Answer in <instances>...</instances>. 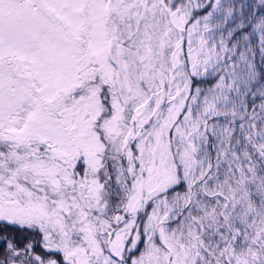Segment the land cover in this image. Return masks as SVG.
<instances>
[{
    "label": "snow or ice",
    "instance_id": "snow-or-ice-1",
    "mask_svg": "<svg viewBox=\"0 0 264 264\" xmlns=\"http://www.w3.org/2000/svg\"><path fill=\"white\" fill-rule=\"evenodd\" d=\"M0 264H264V0H0Z\"/></svg>",
    "mask_w": 264,
    "mask_h": 264
}]
</instances>
